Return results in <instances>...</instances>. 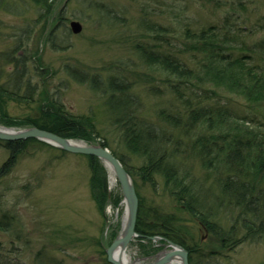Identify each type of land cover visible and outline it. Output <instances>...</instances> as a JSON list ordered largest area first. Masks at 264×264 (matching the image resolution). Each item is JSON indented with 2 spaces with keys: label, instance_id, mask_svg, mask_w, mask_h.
<instances>
[{
  "label": "trees",
  "instance_id": "16d2710c",
  "mask_svg": "<svg viewBox=\"0 0 264 264\" xmlns=\"http://www.w3.org/2000/svg\"><path fill=\"white\" fill-rule=\"evenodd\" d=\"M32 1L49 23L55 0ZM230 26L229 20L223 27L201 30L186 25L175 37L168 35V31L172 34L169 27L147 17L140 20L139 27L147 33L132 49L143 69L152 73L136 69L131 73H136V79H148L149 95L167 92L170 96L169 103L157 110L156 119L145 117L143 99L135 91L137 82L124 73L103 78L100 73L67 67L72 80L102 96L125 153L112 149L98 129L95 115L76 116L49 92L50 70L39 58L23 53L16 56V49L5 60L13 69L5 82L0 79V124L16 129L36 127L109 148L136 185L140 201L136 231L141 235L138 240L148 243L142 249L156 254L167 239L189 252L190 264H218L215 258L223 251H233L244 243L264 244V37L249 43L255 30L246 35L241 26L235 30ZM235 98L244 100L251 111L242 114L234 105ZM10 103L24 105L32 113L13 117L8 111ZM33 144L51 146L37 139L0 140L8 153L0 166V188L21 159L34 154L30 151ZM87 157L92 195L103 211L109 170L97 157ZM133 158L143 162L135 166ZM197 166L202 177L195 173ZM143 185L156 194L163 187L176 209L189 214L205 230L214 244L211 250L202 247V238L197 239L182 218L147 206ZM4 192L0 189V247L2 236L20 239L23 232L20 217L5 208ZM156 236L163 239L153 247ZM102 250L104 264H111L104 246ZM45 251L43 248L34 258L36 264H64L53 257L49 261Z\"/></svg>",
  "mask_w": 264,
  "mask_h": 264
},
{
  "label": "rangeland",
  "instance_id": "374dc122",
  "mask_svg": "<svg viewBox=\"0 0 264 264\" xmlns=\"http://www.w3.org/2000/svg\"><path fill=\"white\" fill-rule=\"evenodd\" d=\"M53 3L52 18L47 23L32 0H0V79L5 82L13 69L5 60L14 49L16 56L23 53L35 60L39 58L50 70L49 92L59 97L74 115H95L98 129L119 154L127 150L111 125L104 99L88 85L72 80L67 67L100 73L103 78L124 73L137 82L135 91L143 99L145 117L156 119L157 110L169 103V94L149 95L145 82L148 79H136V73H131L135 69L138 73H152L143 69L132 49L133 43L143 40L147 33L144 27H139L143 17L169 27L172 34L168 31V35L175 37L186 25L201 30L223 27L226 20L230 21L231 29L239 25L246 35L255 30V36L247 40L249 43L264 37V0H55ZM73 21L81 23V33L72 32ZM235 99L234 105L242 114L251 111L244 100ZM8 111L13 117L32 113L15 103L9 104ZM30 151L34 154L22 158L0 188L7 197L6 210L20 217L19 228L23 230L20 239L15 235L2 236L0 264H36L34 258L43 248L49 261L53 257L64 264H104L106 256L102 248L110 246L124 222L125 204L119 183L109 171L108 196L102 211L92 195L87 156L63 154L56 147L37 144ZM7 157V151L0 145V166ZM131 162L140 166L143 160L133 158ZM195 173L202 177L199 166ZM138 183L142 186L140 180ZM141 191L147 206L182 218L195 237L202 238V247L211 250L214 244L205 230L189 214L176 209V203L163 187L157 194L145 185ZM142 244L146 247L148 243L135 239L129 245L126 253L130 264L154 262L153 254L146 251L150 249H142ZM158 245L155 242L153 247ZM215 261L264 264V244L244 243L233 251H223Z\"/></svg>",
  "mask_w": 264,
  "mask_h": 264
},
{
  "label": "water",
  "instance_id": "95a60500",
  "mask_svg": "<svg viewBox=\"0 0 264 264\" xmlns=\"http://www.w3.org/2000/svg\"><path fill=\"white\" fill-rule=\"evenodd\" d=\"M70 26L74 34H79L83 30L81 23L78 21L71 22ZM28 139L40 140L67 153L97 157L114 175L120 184L124 197L125 216L120 234L106 249V253L109 263L128 264L124 260L126 251L133 240L141 237L136 231L140 201L134 179L125 169L123 163L113 155L109 148L100 144H87L67 139L36 127L25 129L0 127L1 141ZM162 239V237L152 238L153 241H160ZM163 240L166 243V248L154 256V262L152 264H190L189 252L183 246L167 239Z\"/></svg>",
  "mask_w": 264,
  "mask_h": 264
},
{
  "label": "bare ground",
  "instance_id": "6f19581e",
  "mask_svg": "<svg viewBox=\"0 0 264 264\" xmlns=\"http://www.w3.org/2000/svg\"><path fill=\"white\" fill-rule=\"evenodd\" d=\"M124 260H125V262H128V264H130V263H129V260H130V259L128 258L127 253L125 254Z\"/></svg>",
  "mask_w": 264,
  "mask_h": 264
},
{
  "label": "flooded vegetation",
  "instance_id": "af4514ba",
  "mask_svg": "<svg viewBox=\"0 0 264 264\" xmlns=\"http://www.w3.org/2000/svg\"><path fill=\"white\" fill-rule=\"evenodd\" d=\"M165 249V247L163 248V250ZM155 254L152 255V257L154 256Z\"/></svg>",
  "mask_w": 264,
  "mask_h": 264
}]
</instances>
